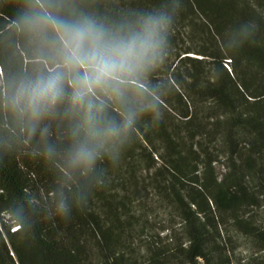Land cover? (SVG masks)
Returning a JSON list of instances; mask_svg holds the SVG:
<instances>
[{
    "label": "trees",
    "instance_id": "obj_1",
    "mask_svg": "<svg viewBox=\"0 0 264 264\" xmlns=\"http://www.w3.org/2000/svg\"><path fill=\"white\" fill-rule=\"evenodd\" d=\"M163 2L169 9L179 5L168 55L144 81L152 90L148 94L156 92L183 123L170 126L162 119L151 127L148 116L137 121L139 131L131 133L133 143L119 164L97 163L105 183L85 208L74 209L71 219L63 221L49 219L45 211L58 191L63 189L71 203L72 194L94 182L92 174L84 178L76 172L71 181L64 176L70 121L62 116L45 121L48 140L57 147L56 155L45 158L41 136L29 137L0 111V264H235L219 227L229 215L257 238L263 256L255 264H264V212L261 223L241 215L252 184L258 192L255 202H264L262 0ZM19 4L0 0V70L5 76L33 68L27 63L32 50L17 31ZM76 4L101 20L118 22L152 10L158 0ZM248 23L253 34L233 47V34ZM208 101L211 106L202 116L198 105ZM113 107L108 112L119 120ZM219 153L228 159L220 179L213 173ZM144 189L166 200L176 225L158 226L141 209L137 195ZM18 204L38 209L33 228L11 230Z\"/></svg>",
    "mask_w": 264,
    "mask_h": 264
},
{
    "label": "clouds",
    "instance_id": "obj_2",
    "mask_svg": "<svg viewBox=\"0 0 264 264\" xmlns=\"http://www.w3.org/2000/svg\"><path fill=\"white\" fill-rule=\"evenodd\" d=\"M178 6L169 9L158 0L150 11L106 22L79 10L76 0H20L17 31L32 50L27 63L33 68L8 76L0 70V111L29 137L41 136L45 158L57 153L45 121L67 118L70 142L63 156L64 176L71 181L76 172L84 178L92 174L94 181L72 194L71 203L69 195L59 190L45 209L49 219L68 221L74 209L87 206L105 183L97 163L119 164L133 143L131 133L139 131L137 121L148 116L152 127L163 119L161 97L142 92V81L168 55ZM253 32L252 24L241 25L232 36L233 47H241ZM110 106L119 120L109 114ZM34 214H39L34 206L18 204L11 214V230L33 228Z\"/></svg>",
    "mask_w": 264,
    "mask_h": 264
},
{
    "label": "rangeland",
    "instance_id": "obj_3",
    "mask_svg": "<svg viewBox=\"0 0 264 264\" xmlns=\"http://www.w3.org/2000/svg\"><path fill=\"white\" fill-rule=\"evenodd\" d=\"M260 6L264 10V0L260 3ZM144 88L142 92L148 94L152 91L146 81L142 82ZM164 109L163 119L170 126H175L183 123L177 115H172L169 111L167 104H162ZM211 106L210 101L201 103L198 105L199 114L205 116L206 112L209 111ZM219 137V136H217ZM158 163L161 159L157 158ZM145 165V163H144ZM228 171V159L223 153H219L216 161L213 162V173L218 179L222 178ZM248 180L253 183L251 177ZM135 185V184H134ZM151 187L150 185H148ZM255 185L252 184L246 189L244 198L246 200V206L243 207L241 215L248 218L253 223H261V214L264 212V202L261 204L256 203L257 200V189H254ZM139 203L141 209L146 211L153 220L156 221L158 226H174L176 222L170 217V208L166 200L162 199L154 189L152 190H141L138 192ZM220 231L222 233V240L225 242V246L231 250L235 264H255L256 258H262L263 250L257 241V238L247 230L243 225L234 220L232 215L226 216L225 219L219 221Z\"/></svg>",
    "mask_w": 264,
    "mask_h": 264
}]
</instances>
